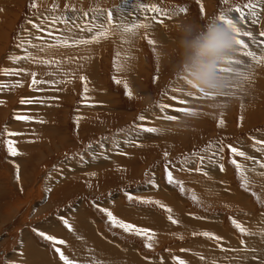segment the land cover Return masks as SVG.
<instances>
[{"label": "rangeland", "instance_id": "374dc122", "mask_svg": "<svg viewBox=\"0 0 264 264\" xmlns=\"http://www.w3.org/2000/svg\"><path fill=\"white\" fill-rule=\"evenodd\" d=\"M94 7L113 9V23L93 14ZM222 12L235 18L245 48L253 43L257 59L235 47L217 66L219 87L205 89L191 79L180 29ZM126 24L139 27L125 33ZM262 33L264 0H0V264H63L58 244L41 232L79 245L64 250L66 256L77 252V264H93L95 256L115 264H178L175 258L188 264L195 262L191 256L207 263V255L213 263L237 264L235 245L254 237L263 250L252 260L264 264ZM82 40L88 43H75ZM236 58L249 64L247 72L232 63ZM181 88L190 96H181ZM85 106L92 111L80 112ZM169 114L178 119L163 118ZM141 125L159 131L144 132ZM6 141L17 149L15 156ZM99 149L109 153L102 161L94 158ZM210 164H217L216 172ZM102 209L154 235L114 226ZM205 231L222 239L205 237Z\"/></svg>", "mask_w": 264, "mask_h": 264}, {"label": "snow or ice", "instance_id": "6c2138e0", "mask_svg": "<svg viewBox=\"0 0 264 264\" xmlns=\"http://www.w3.org/2000/svg\"><path fill=\"white\" fill-rule=\"evenodd\" d=\"M33 7H35V4L32 5ZM142 7H145L147 11H151L153 12L154 14H159L161 13L162 9L156 7L155 5H150V6H146V5H141ZM114 7H118V6H114ZM245 7H253V5H245ZM237 12H240L241 9L239 7H237L235 9ZM90 11L95 14V15H100V16H106V19H107V22L109 24H112L113 21H114V15H113V9L109 8V9H104V8H100V7H94V8H91ZM180 11H184L183 9H181ZM84 15H88V12H83ZM164 14L167 16L169 15L167 13V11H164ZM176 15H178L179 13H175ZM201 14L203 15L204 14V9L203 7L201 6ZM216 21L218 23H221V24H224V25H227L228 27H230V29L232 30L233 34H234V37H235V45L237 47V49L239 48H245L247 47L245 41L243 39L240 38L241 36V32H240V28L238 27L237 23L235 22V18L231 17L229 14L227 13H220L217 17H216ZM117 27H120L119 24H117ZM139 27V25H136V24H126L123 26V31L125 33H131L133 32V30L135 28ZM104 33H97L96 35L99 36V35H103ZM242 35L244 36H251V33L249 32H245L243 33ZM262 35H264V33H262ZM92 39H96L95 36L92 37ZM30 42V41H29ZM150 43H153L152 41H149ZM64 43H67V41H65ZM75 43H88L87 40H82V41H75ZM243 55L244 56H247V57H251L253 60L257 59V56H256V53L253 52V51H246V52H243ZM13 59H17L16 57H13ZM232 63L234 65H236L241 71L243 72H247V65L244 64V62L241 60V59H234L232 61ZM33 76H35V74L33 73ZM81 80H84V77L81 76ZM36 81L33 80V83H35ZM117 83H119V81L117 80L116 81ZM180 93H181V96H190L187 92H185L182 88L179 90ZM125 94L128 95V96H131L132 95V92L131 90L128 88V85L125 84ZM172 99L174 101H177L179 104H185L187 103L186 100L184 99H181L180 96H173ZM22 103L24 101H21ZM164 107H168V108H171L173 107L172 105H164ZM173 111H176V112H181V113H185V114H194V111L193 109L191 108H188V107H175L173 108ZM164 119H167V120H177L178 117L176 115H166L163 117ZM17 119H20V120H33L34 117L32 116H18ZM138 119L140 120H145L147 119V117L145 116H140ZM43 122V121H41ZM223 121L220 120L218 121V124L219 123H222ZM141 130L144 131V132H148V133H156L159 131V129H157L156 127H147V126H144V125H141L140 126ZM7 145H8V151L13 155L15 156L17 154V149L15 147L12 146V142L11 141H6ZM261 143H264V141H261ZM229 148L231 150L232 153L234 154H237L241 157L245 156V153L243 151H241L240 149L238 148H235V147H232L231 145H229ZM165 156H167V153H165ZM232 163H234L236 165V168H237V171L238 173L241 171V165L233 160ZM261 167L264 168V163L261 164ZM167 180L169 183H172L173 182V176L170 172L167 173ZM248 181H247V178H245L243 181H242V186L244 184H246ZM183 186L181 185V191H183ZM194 200L196 199L195 196L192 197ZM129 199H131V196H129ZM145 202H148V201H145ZM155 203H157L161 208H164L168 213H171V208H168L166 205L164 204H161L159 201H155ZM102 211H104L106 214H107V217H108V220L114 225H118L120 228L124 229L125 231L127 232H131V231H134L136 234L138 235H145V234H150L149 235V239L152 238V235H154L153 231L151 229H148V228H142V227H138L136 225H133L131 223H127L123 220H118L116 216L113 215V213L111 211H109L108 209H102ZM168 219L173 223V224H177L178 221L175 220L171 215L168 216ZM233 224L235 225V227L237 229H239L242 233H244L246 231V229L240 224L238 223L236 220L233 219ZM65 223V226L71 230L72 229V226L71 224L68 223L67 220L64 221ZM40 235L44 236L45 239L49 240V241H52L54 244H60V245H63L65 244L66 242L62 239H58L57 237L55 236H51V235H47L46 233H43L41 232ZM193 235H196V233H193ZM203 236L205 237H210V238H213V239H216V240H220L222 239L221 237H218V236H215L214 233H210V232H203L202 233ZM146 247H151V244H146L145 245ZM55 251L59 254V258L60 260L63 262V264H77V261L75 260H72V259H69L68 256H66L59 247H56L55 248ZM178 260V264H185V262L183 260H180L179 258H175Z\"/></svg>", "mask_w": 264, "mask_h": 264}, {"label": "clouds", "instance_id": "9594fccd", "mask_svg": "<svg viewBox=\"0 0 264 264\" xmlns=\"http://www.w3.org/2000/svg\"><path fill=\"white\" fill-rule=\"evenodd\" d=\"M180 31V43L193 83L205 89H217V66L236 47L232 30L215 18H208L203 24L190 21Z\"/></svg>", "mask_w": 264, "mask_h": 264}, {"label": "bare ground", "instance_id": "6f19581e", "mask_svg": "<svg viewBox=\"0 0 264 264\" xmlns=\"http://www.w3.org/2000/svg\"><path fill=\"white\" fill-rule=\"evenodd\" d=\"M106 19V18H105ZM254 21H258V17H256L255 19H254ZM78 22V21H77ZM103 22V21H102ZM76 24V23H75ZM107 24V23H106ZM105 25V24H104ZM75 26V25H74ZM76 28V27H75ZM86 28H87V26H86ZM80 30V29H79ZM79 30L78 29H76V31L77 32H79ZM82 31V30H81ZM63 32V31H62ZM65 35L66 34H68V35H71L72 33L70 32V31H67V32H65L64 33ZM124 39V38H123ZM129 40V39H128ZM246 40V39H245ZM247 41V40H246ZM68 42V41H67ZM126 43H127V41H126ZM249 43V45H251V47L249 48V49H246V48H244V49H242L241 50V52H240V54L242 53L243 54V52H246V51H253V52H255V50L257 51V49H255V47H254V44L253 43H251V42H249V41H247V44ZM128 44V43H127ZM128 48V47H127ZM132 49H134L133 47H132ZM253 49H255V50H253ZM57 50V49H56ZM130 50V49H129ZM58 51V50H57ZM61 51V50H60ZM96 51V50H95ZM98 51V50H97ZM135 54V53H134ZM130 55V54H129ZM129 57V56H128ZM128 59V58H127ZM249 65V64H248ZM248 65H247V67H248ZM254 66V65H253ZM244 74V73H243ZM132 77V76H131ZM220 80V79H219ZM91 96V95H90ZM192 97V96H191ZM92 99H90V100H93V97H91ZM189 99V98H188ZM197 99H199L198 98V95H197ZM192 100V99H191ZM87 101H89V100H87ZM88 103H90V104H88ZM87 103V105H92V104H94V102H88ZM92 111V109H89V107L88 106H85V107H82V109L80 110V112H82V113H85V114H88L89 112H91ZM94 111V110H93ZM34 120V119H33ZM39 120H41V119H39ZM30 121V120H29ZM169 124V123H168ZM28 127V126H27ZM161 129H163V128H161ZM125 141V140H124ZM95 151V150H94ZM99 151H100V149H99ZM93 152V151H92ZM108 155H109V153L108 152H95V157L94 158H97V157H101L100 159H101V161H102V159H104L105 157H108ZM93 159V158H92ZM95 160V159H94ZM95 161H97V160H95ZM89 164H92L91 162L89 163ZM211 166H212V164H210ZM215 165V164H214ZM213 168H210L209 167V169H211L212 171L213 170H215V172H216V170L219 168V167H217V164H216V166H212ZM254 168H256V167H254ZM258 169V168H257ZM72 170V169H71ZM256 170V169H255ZM260 171V170H259ZM263 171V170H262ZM68 172V171H67ZM211 172V171H210ZM261 172V171H260ZM264 173V172H263ZM207 185H209V186H211L210 184H207ZM160 187H162V186H160ZM28 192V195L31 193V190H29V191H27ZM86 196V195H85ZM51 226V225H50ZM45 232H47V233H50V232H54V233H56L57 231H55V230H59V226H56V229L55 230H53V231H50L49 230V227L47 228V227H41ZM59 231H61L62 232V230H59ZM59 231H58V233H59ZM26 235V234H25ZM56 234H54V236H55ZM60 235V234H59ZM67 236H69L68 234H67ZM61 237H63L62 238V240H64L66 243L65 244H63V245H60V244H58V246L57 247H59L60 249H61V251L64 253V250L65 249H67L68 250V248L69 249H71V248H75V249H79L80 247H79V245H77L75 242H72V241H70L68 238H66V235H62ZM70 238V237H69ZM26 239H27V236H25L24 237V239H23V241L25 242L26 241ZM245 240V242H244V244H242V245H240V244H238V245H235L236 247H238L237 249H240L239 251H237L236 253H237V258H238V262H237V264H257L254 260H252L255 256H253V255H251V254H253L254 252L255 253H257V252H260V251H262L263 250V245L261 244V242L259 241L260 239H258V238H247V239H244ZM26 243V242H25ZM206 243V242H205ZM204 243V244H205ZM207 244V243H206ZM203 245V244H202ZM227 245H229V244H226L225 246H227ZM79 247V248H78ZM202 247V246H201ZM97 247H95V249H96ZM205 248V247H204ZM206 248H208V246L206 247ZM205 248V249H206ZM213 248H215V247H213ZM34 249H36L35 247L33 248V250ZM201 249V248H200ZM100 250H101V248H100ZM204 250V249H203ZM207 250V249H206ZM38 251H40V250H38ZM42 251V250H41ZM40 251V252H41ZM35 252V251H34ZM43 252H45V251H43ZM206 252H208V251H206ZM55 253V252H54ZM77 254V252H74L73 254H71V256H68V258L69 259H72V260H75L76 259V257H74V255H76ZM86 253V252H85ZM262 253V252H261ZM261 253H258L256 256L258 257ZM31 254H33L34 255V253H32L31 252ZM31 254H29L30 256H31ZM65 254V253H64ZM35 255H37V253H35ZM34 255V256H35ZM44 256H46V253H44L43 254ZM84 255V254H83ZM233 255V254H232ZM30 256H27V257H30ZM56 256H57V254H56ZM90 256H92V255H90ZM26 257V256H25ZM43 257V256H42ZM54 257H55V255H54ZM93 257V256H92ZM95 257H97V256H95ZM95 257H93V261H91L93 264H115L116 263V261L113 259V261H111L110 263H106V262H100L97 258H95ZM36 258V257H35ZM193 258V261H195V262H193V263H188V264H194V263H196V264H226V262L227 261H224V260H219L217 263H213L212 262V260L210 259V257L207 255V263H205V261L204 262H198V261H196V256H191V259ZM223 258V257H222ZM224 258H226V257H224ZM259 258V260H262V258H260V257H258ZM41 259V258H40ZM45 259V258H44ZM235 259V258H234ZM26 261H27V259H25ZM24 260V261H25ZM29 260V259H28ZM35 260H37V258L35 259ZM42 260V259H41ZM41 260H40V264H44V263H41ZM48 260V259H47ZM52 260H55V259H51V260H48V262L50 261H52ZM120 260V259H119ZM237 260V259H236ZM236 260H235V263H236ZM22 261V260H21ZM25 261V262H26ZM46 261V260H45ZM44 261V262H45ZM25 262H23V264H34V262H32V261H28L27 263H25ZM82 262V261H81ZM86 263V262H85ZM22 264V263H21ZM80 264V263H79ZM84 264V263H83ZM88 264V263H87ZM227 264H229V263H227Z\"/></svg>", "mask_w": 264, "mask_h": 264}]
</instances>
